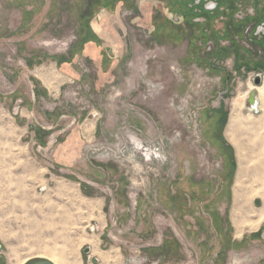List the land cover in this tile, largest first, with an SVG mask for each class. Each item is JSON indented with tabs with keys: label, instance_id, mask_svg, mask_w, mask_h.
Instances as JSON below:
<instances>
[{
	"label": "rangeland",
	"instance_id": "1",
	"mask_svg": "<svg viewBox=\"0 0 264 264\" xmlns=\"http://www.w3.org/2000/svg\"><path fill=\"white\" fill-rule=\"evenodd\" d=\"M190 4L0 0V264H264V165L240 190L228 137L262 115L231 48H264Z\"/></svg>",
	"mask_w": 264,
	"mask_h": 264
},
{
	"label": "flooded vegetation",
	"instance_id": "2",
	"mask_svg": "<svg viewBox=\"0 0 264 264\" xmlns=\"http://www.w3.org/2000/svg\"><path fill=\"white\" fill-rule=\"evenodd\" d=\"M189 1L194 3V4H190L188 6V7H190V11L198 12L201 14L212 13V12L217 13L218 12V14L219 13L222 14V15L219 14L218 18L225 19L229 23V21H228V19H230L228 17L229 15H227L225 13H228L230 11V8L232 6H234L233 0H224L226 2L229 1L233 4L230 8H228V10H227L228 12H226V10H224L223 8L220 7L221 6L220 0H189ZM225 8H227V7L225 6ZM184 10H185V8L182 11H184ZM223 11H225V13H223ZM233 18L234 19L232 20V23H234V24L238 23V24L243 25L244 28L246 29L245 33L247 34V36L250 37L251 40L258 41L259 44H261L262 47L264 48V7L262 10H259V8L255 7L253 5V6H250L249 8H247V10H244V9L238 10V12H236V14L233 16ZM252 18H255V19H252ZM197 19L198 18H196V20ZM248 20H252L251 24L248 23ZM237 28L239 29L241 27L237 26L236 28H234V33L238 34ZM237 37H239V36H237ZM205 39H206V37L202 38V42H204ZM260 53H261V55L258 57V59L253 58V59L249 60L251 63H245V62L244 63L243 62L238 63L239 66H240V64L243 63V65H242L243 70H245V68L248 64L254 65V67L252 69L248 68V69H251L253 71L247 72V73H249L250 78L253 77V80L256 76H258V75L261 76L262 82H263L262 85L254 86L251 83V86H250L251 89H254L257 91L258 96L260 94L259 89L264 87V50L263 51L261 50ZM237 68H238V66H237ZM225 69L227 71H231V69H229L227 67H225ZM253 83H254V81H253ZM219 102H220V99H219Z\"/></svg>",
	"mask_w": 264,
	"mask_h": 264
},
{
	"label": "bare ground",
	"instance_id": "3",
	"mask_svg": "<svg viewBox=\"0 0 264 264\" xmlns=\"http://www.w3.org/2000/svg\"><path fill=\"white\" fill-rule=\"evenodd\" d=\"M254 90V89H253ZM259 91H260V95L264 98V87H262V88H260L259 89ZM257 92V91H256ZM249 94V93H248ZM257 99H258V95H257ZM264 101V100H263ZM258 102H259V100H258ZM241 107V105L240 104H236V107H235V109H237V111H240L239 110V108ZM263 108V110H264V107H262ZM262 110V111H263ZM237 113V112H236ZM236 113H234V115L233 116H231V119H230V130H232L233 129V131H235L236 130V132L238 131V129L239 128H241V127H243V126H241V127H239L240 125L238 124L239 123V114H237L236 115ZM241 118V117H240ZM241 120V119H240ZM257 122H258V124L259 125H261V127L260 128H262V127H264V114H263V116H261V118L259 119V120H257ZM240 123H242V122H240ZM249 122H247L246 124H247V126L249 127L250 126V128H246V129H244V132L243 133H245V136H244V134L243 133H238V135L240 134L241 136H242V134H243V136L242 137H244V138H242L241 136H239L242 140H244L245 139V137H246V139H247V141H246V144L245 145H247L248 147H250V151H249V153H254L256 150H254V149H258V153L260 154L259 155V161H258V163H254L253 162V159H251L250 157H249V153H244L245 151H244V147H245V145L244 144H242V142H241V144H242V146H241V148H239V152H240V154H241V160H240V165H241V169L239 170L240 172H239V174H238V177H237V181H238V183H240L241 184V186L239 187L238 186V188H243V189H240V190H244V187H245V177L247 176V175H249V174H251L252 173V171L255 169V171L254 172H256V170L257 169H260V168H257L259 165H264V135L262 134V132L261 131H257V133L255 134V137L252 139L251 137H252V135H254V133L253 132H251L252 131V129H254V126H257V125H254V122L252 121V122H250V125L248 124ZM242 124H244V123H242ZM253 125V126H252ZM253 127V128H252ZM244 128V127H243ZM242 128V129H243ZM241 129V130H242ZM241 130H239V131H241ZM242 132V131H241ZM232 133V132H231ZM232 134H234V133H232ZM231 134V135H232ZM230 135V134H229ZM234 137H235V135H234ZM237 137L238 136H236V139H235V141L237 140ZM238 137V138H239ZM232 138H233V136H232ZM240 138H239V140H240ZM231 139V138H230ZM233 140V139H232ZM241 141V140H240ZM240 141H238V142H240ZM245 141V140H244ZM243 141V142H244ZM233 142V141H232ZM248 143V144H247ZM237 144V143H236ZM238 145L240 146V143H238ZM243 145H244V147H243ZM237 146V145H236ZM237 148V147H236ZM248 149V148H247ZM244 151V152H243ZM255 154H256V152H255ZM250 159L249 161H250V163H248V162H245L244 160H246V159ZM239 159V158H238ZM244 159V160H243ZM247 161V160H246ZM256 164V165H255ZM259 167H261V166H259ZM257 168V169H256ZM264 168V167H263ZM261 170L262 169H260V173H264V170L261 172ZM259 170H257V172H258ZM259 173V172H258ZM254 174V173H253ZM248 178V177H247ZM248 182V181H247ZM246 188V187H245ZM235 189V188H234ZM237 189V188H236ZM239 190V191H240ZM239 191H237V192H239ZM236 192V191H235ZM236 192V193H237ZM242 192H244V191H242ZM246 195V194H245ZM245 195H243V196H245ZM239 195H237L236 197H238ZM241 196H242V193H241ZM242 196V197H243ZM246 197V196H245ZM248 197V196H247ZM237 199V198H236ZM247 199V198H246ZM245 201V200H244ZM248 202V201H247ZM246 202V203H247ZM241 203H244V202H242V200L241 199H238V201H237V204H238V208H240L239 207V205H242ZM248 206V205H247ZM247 206H246V208H247ZM249 208V207H248ZM235 209H236V207H235ZM234 209V210H235ZM241 209V208H240ZM239 210V209H238ZM245 210V209H244ZM236 211V210H235ZM246 211V210H245ZM244 211V212H245ZM242 213H243V210L241 211ZM236 213V212H235ZM246 214V213H245ZM249 214V213H248ZM260 214V213H259ZM247 215V214H246ZM245 215V217H247ZM254 215V214H253ZM234 216H236V215H234ZM260 218L259 217H257V221L255 222H252V227H255L256 225H257V223H258V221H261L262 219L261 218H263V216H264V213H261L260 215ZM241 217H243L242 216V214H241ZM235 218V217H234ZM236 219V218H235ZM243 220L241 221V220H239V227L241 228V229H243V228H245L246 227V225L245 224H247V222L246 221H244V217L242 218ZM246 219V218H245ZM264 219V218H263ZM31 221V220H30ZM236 223H237V221H236ZM249 224V223H248ZM251 226V225H250ZM31 229V228H30ZM237 229H239L238 228V226H237ZM239 231H240V229H239ZM64 254V252L63 251H61V254ZM46 254V253H45ZM66 254V253H65ZM65 254L63 255V257H61V258H59L60 260H62V258H63V260H64V258H65ZM40 257H42V258H45L46 260H49V261H51V262H53L54 264H62L61 262H60V260L57 258V257H55V256H52V257H47V256H45L44 254H42V255H40ZM106 257L107 256H105L104 257V259H106ZM65 261V260H64ZM106 261V260H105ZM25 262H22L21 264H24Z\"/></svg>",
	"mask_w": 264,
	"mask_h": 264
},
{
	"label": "crops",
	"instance_id": "4",
	"mask_svg": "<svg viewBox=\"0 0 264 264\" xmlns=\"http://www.w3.org/2000/svg\"><path fill=\"white\" fill-rule=\"evenodd\" d=\"M192 12V11H191ZM204 14V13H203ZM204 16H205V14H204ZM196 20V18H194V21ZM196 22V21H195ZM224 25H225V32L223 33V31H221V29L224 27V25H222V23H221V29H220V31L218 32V40L219 41H221L222 40V38H224L223 36H225V34L227 33V31H231L232 30V32H234V28H236L237 26H238V23H223ZM199 25V24H198ZM200 25L202 26H200L201 27V32H197V34H203V28H206L205 26H203V23H200ZM232 32L230 33V35H231V37L233 38V35H232ZM233 48V49H232ZM232 48H231V56H235V55H237V56H240L239 58L240 59H238V61L237 62H239V63H241V62H243L244 63V61H245V63H251L249 60H243V58L242 57H245L244 55H240L239 53H241V52H239L240 50H239V47H238V45H235V46H232ZM223 52V50L222 51H220V52H218V55H219V57H221L222 55H221V53ZM242 53H243V50H242ZM220 59H223V58H220ZM241 61V62H240ZM223 68V67H222ZM224 70H226L225 69V67H224ZM258 99H259V109H260V107H261V111L263 110V108L262 107H264V98L259 94V96H258ZM263 114H264V110L262 111V115L261 116H263ZM261 118V117H260ZM241 119V120H240ZM243 119L242 118H240L239 117V127H241L243 124V121H242ZM240 122H242V123H240ZM255 125V124H254ZM257 125V128H258V130L260 129V127H261V125H259V124H256ZM239 130H240V128L238 129V132H239ZM238 132H236L234 135H235V137H234V135H231L232 133H229L230 135H228V137H229V139H230V141H233L234 142V144H235V146L237 147V150H238V155H239V158H241V154H240V152H239V148H241V146H242V144H246V141H247V139L245 138L244 140H242L239 136H241L240 134L238 135ZM223 135H225L224 133H223ZM222 135V137H221V139H223V140H227V138H226V136H223ZM232 136H233V138H232ZM236 136H238L239 138H240V140H239V138L237 137V140L235 141V139H236ZM255 137V134L254 135H252V139ZM243 138V137H242ZM220 139V140H221ZM233 139V140H232ZM238 141H240V142H238ZM244 141V142H243ZM241 142H242V144H241ZM248 142V141H247ZM237 143V144H236ZM238 143H240V146L238 145ZM248 144V143H247ZM244 145H243V147H244ZM239 147V148H238ZM245 149H244V153H249V151H250V147H248L247 145H245V147H244ZM248 148V149H247ZM223 149L225 150H228L229 151V154H231V156H234V160L237 162V152H236V148L234 147V146H232V145H230L229 143L227 144V145H224L223 146ZM223 150V151H224ZM254 150H256V151H258V149H254ZM255 151V152H256ZM247 160V162L248 163H250V159L248 158V159H246ZM238 167V166H237Z\"/></svg>",
	"mask_w": 264,
	"mask_h": 264
},
{
	"label": "water",
	"instance_id": "5",
	"mask_svg": "<svg viewBox=\"0 0 264 264\" xmlns=\"http://www.w3.org/2000/svg\"><path fill=\"white\" fill-rule=\"evenodd\" d=\"M254 85L255 86H260L263 84L261 76H256L254 78ZM248 103L250 104V108L253 112H259V102L257 99V92L255 90H251L248 94ZM90 251V247H86L84 249L85 253H88ZM98 259L95 258V261ZM30 264H54L53 262L46 260V259H39L33 263Z\"/></svg>",
	"mask_w": 264,
	"mask_h": 264
},
{
	"label": "trees",
	"instance_id": "6",
	"mask_svg": "<svg viewBox=\"0 0 264 264\" xmlns=\"http://www.w3.org/2000/svg\"><path fill=\"white\" fill-rule=\"evenodd\" d=\"M176 5H177V6H176L177 9H175V6H174V5H172V8H171V9H172V10L175 9L176 11H179V10L182 11V10L184 9V7L179 6L178 4H176ZM181 8H182V9H181ZM172 10H171V12H173ZM184 11H186V9H185Z\"/></svg>",
	"mask_w": 264,
	"mask_h": 264
}]
</instances>
